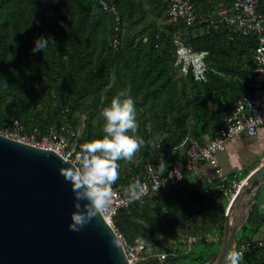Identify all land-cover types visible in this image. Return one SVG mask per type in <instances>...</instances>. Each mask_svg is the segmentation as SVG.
Listing matches in <instances>:
<instances>
[{"label":"trees","instance_id":"trees-1","mask_svg":"<svg viewBox=\"0 0 264 264\" xmlns=\"http://www.w3.org/2000/svg\"><path fill=\"white\" fill-rule=\"evenodd\" d=\"M119 1L115 0L123 17V29L124 15H133L132 5L135 0H121V4ZM193 1L198 12L196 22L193 26L184 28L182 23L172 25L168 21L167 6L164 3L151 0L152 3L158 4L156 7L162 8V17L164 21H167L165 25L161 26L156 19H151L152 26L146 30L148 24L144 23L147 26L140 33V37L137 39L129 37L125 41L122 38L119 46L114 48L110 43L113 35L112 19L102 11L98 0H72L73 7L67 8L61 19L50 22L46 26L47 35L54 39L55 45L50 42L49 47L43 53L32 51L33 39L16 47V51L25 58L24 68L28 72L29 79H37L46 83L47 105L32 113L37 96L33 86L31 97L23 96L20 92L10 93V112L5 110V102L0 101V124H7L6 115L10 114L18 118L26 127L35 124L59 125L63 117L61 110L66 107L68 108L67 117L75 126L72 117L73 110L81 105L84 98L93 95L91 104L93 111L80 136L81 146L98 135L99 137L104 135L103 132H96L91 123L92 117L96 115V112L100 113V109L118 90L130 86V94L136 110L164 95L166 109L155 110L151 127L158 132L170 131L171 133L154 143V157H152L149 154L150 139L145 121L140 120L141 138L144 140L140 148L141 161L134 164L125 175L121 174L125 169V164L121 160L118 161L121 164V170L119 178L113 185L126 191L130 174L140 170L146 162L157 167L163 159L169 167L172 160L183 156L192 140L202 139L204 135H214L236 99L252 89L247 75L254 68L252 52L256 45L255 40L241 34H232L229 37L224 30L207 26L202 20L204 16L214 11L220 2L228 3V0H221L216 8L210 7V9L203 8L202 10L197 7L199 0ZM28 3L35 14L39 38L44 36L43 20L45 18H43L44 10L41 0H28ZM156 7L152 10L155 13L152 15L158 18L159 13ZM257 7L260 12H264V0H258ZM94 11H101L105 18L93 19ZM107 29L108 37L101 36L100 32ZM179 30H181L180 37L189 42L194 49L207 50L205 81H197L191 74L177 75L172 65L175 49L173 38ZM2 38L0 25V49L4 48ZM237 53L247 54L248 66L246 68L239 70V63L235 56ZM172 74L177 77L179 83L164 92L163 89L169 85ZM112 75L115 79L109 82ZM236 75L244 79L245 89L243 91H241ZM186 84L191 87L192 97L196 99L197 106L189 104L191 99L185 92ZM199 86L205 91L206 98L214 101L213 104L209 102L207 104V119L202 107L203 98ZM51 88L53 92H50ZM225 96L229 100L226 101ZM173 97L176 98L175 102ZM52 104H54L53 108L50 107ZM168 113H171V125L165 122V116ZM139 114L143 117L144 111ZM97 120L100 124L104 123L100 115ZM168 153L171 156L170 159L167 157ZM260 200L262 199L259 190L255 203L239 230L242 236L239 239L236 238L237 242L250 238L264 222V206L262 208L259 206ZM218 201L219 199L209 197L202 192L200 182L186 179L182 184L170 183L158 189L155 194L146 198V203L142 207L130 204L122 212L131 214L117 217L115 224L127 239L142 237L146 242L171 251L173 248L168 241L164 239L162 242L161 238L176 237L177 229L186 232L192 225L200 232H211L217 229L222 235L225 215L223 209L218 207ZM210 244L213 243L202 241L188 251L174 248L176 254L167 256L163 261L152 258L136 264H175L179 259L184 260L190 257L196 261V264H210L213 260L212 256L215 258L217 253L204 249ZM196 246L200 249L194 253ZM193 253L194 256H191ZM243 264H264V248L251 243L244 252Z\"/></svg>","mask_w":264,"mask_h":264},{"label":"built area","instance_id":"built-area-1","mask_svg":"<svg viewBox=\"0 0 264 264\" xmlns=\"http://www.w3.org/2000/svg\"><path fill=\"white\" fill-rule=\"evenodd\" d=\"M167 6L168 21L172 25L182 23L184 28L195 24L198 12L193 0H159ZM100 8L112 19L113 35L111 45L117 48L122 40L123 17L115 0H98ZM258 0H228V3L220 2L219 6L203 17L207 26H213L224 30L229 37L232 34H241L253 38L256 42L252 52L254 68L248 73L252 89L238 97L230 112L223 117L222 123L214 135H204L202 139H194L184 151L183 156L170 162L162 178L153 174L150 169L156 167L150 162L143 164L140 170L131 173L129 184L139 179L146 186V194L140 201L126 202V191L112 185V200L115 213L112 215L102 214L114 229L121 241L124 252L130 264L157 258L165 260L169 255H175L174 248L188 251L196 244L204 241L218 243L222 235L216 229L211 232H200L196 228H189L186 232L176 230V237L164 236L173 248L166 251L163 248L146 242L142 237L127 239L117 229L114 215L130 204L138 207L144 206L146 198L156 192V185L162 183V188L170 183H184V180H195L201 183V190L209 197L226 199L223 214L226 215L228 206L242 184V179L229 178L218 166L217 154L224 150L226 143L238 135L253 136L259 128L264 127V12L258 10ZM181 30L173 38L175 45L173 67L178 76H191L197 81H205L207 78L206 56L207 50L194 49L189 42L179 35ZM68 108L61 110V124L44 125L35 124L26 127L18 118L11 115L7 118L8 123L0 126V133L14 139L30 143L39 147L52 149L64 159L71 157L74 161L75 154L80 150V134L78 129L67 117ZM170 159V154H167ZM207 163L213 167V171L206 173L201 165ZM119 164L118 172L121 170ZM171 175V176H170ZM248 177V176H247ZM246 177V178H247ZM245 178V179H246ZM157 189V190H158ZM196 224V223H195ZM260 228L261 235L256 236ZM250 237L235 242L234 249L245 252L251 243L264 248V222ZM244 256V255H243ZM241 264H243V259Z\"/></svg>","mask_w":264,"mask_h":264},{"label":"water","instance_id":"water-1","mask_svg":"<svg viewBox=\"0 0 264 264\" xmlns=\"http://www.w3.org/2000/svg\"><path fill=\"white\" fill-rule=\"evenodd\" d=\"M65 159L52 149L0 133V264H130L108 220L71 231L74 195L60 174ZM264 181V162L232 198L210 264L233 249ZM130 212H117L114 219ZM117 223V221H116Z\"/></svg>","mask_w":264,"mask_h":264},{"label":"rangeland","instance_id":"rangeland-1","mask_svg":"<svg viewBox=\"0 0 264 264\" xmlns=\"http://www.w3.org/2000/svg\"><path fill=\"white\" fill-rule=\"evenodd\" d=\"M127 1V0H123ZM221 0H214L211 1V4H209V7L216 8L218 3ZM121 4V0L119 1ZM128 4V3H127ZM131 3H129L130 5ZM41 5L44 10V20H43V34L45 37H48V29L46 28L47 24L50 22H54L58 19H61V17L66 13V9L73 7L72 0H41ZM158 4L152 3L151 0H135L132 8H133V15L128 16L127 14L124 15V25L122 29V38L125 41V39L129 37H134L137 39L140 37V33L144 30V28L147 26L144 23H147L148 26L146 27V30L149 29L151 24H153L151 19H156L157 23L161 26H164L167 21H164V18L162 17L163 10L160 7H156ZM154 7L157 8V17L153 16L152 14H155L152 10H154ZM93 19H104V14L101 13V11H94L92 13ZM91 16V19H92ZM155 23V22H154ZM0 25L2 27V44L4 45V48L0 49V101L5 102V110L7 112H10V102H11V94H15L20 92L23 96L31 97V89L32 86L34 87V92L37 94L36 101L32 108V113L37 112L42 106H46L48 102V96H47V90L45 89L46 83H43L40 80L34 79L30 80L28 77V72L26 71L25 67V58L23 55L19 54L16 51V47H19L23 42H26L29 39L35 40L38 38L37 32H38V26L37 21L35 19V14L32 11V9L29 6L28 0H0ZM200 31L202 29H199ZM101 36L108 37V29L100 32ZM236 60L239 63V70L246 68L248 66L247 63V54L246 53H237ZM23 70L21 71V69ZM4 75V77H3ZM238 78V81L241 86V91L245 89L244 87V79L243 77L236 75ZM114 75L110 77L109 82L114 81ZM179 81L177 80L176 76H173V74L170 77V82L167 87H165L163 90L164 92H167L171 86L178 84ZM199 90L201 91L202 98H203V111L205 112V116L207 114L206 107L208 102L210 104H213L214 101L206 98L205 91L202 89L201 86H199ZM53 88L50 89V92H53ZM185 92L189 99L190 105L197 106L196 99L192 97V90L191 87L186 84L185 86ZM164 94V93H163ZM71 97H74V95L70 94ZM93 100V95H89L86 98L82 100L81 105L73 110V121L75 124V127L78 129V132L81 136L84 131V127L87 124V119L90 116L91 112L93 111V108L91 107ZM225 100H229L227 96H225ZM173 101H176V98L173 97ZM54 104L50 105L51 108H53ZM4 109V107H3ZM166 109V101L164 99V95L161 96L157 100H152V102L148 103L145 107L140 108L139 110H136V120L138 123V128L136 135H138L141 138L142 132L140 128L139 121L144 120L145 126L148 131L149 135V142H150V155L154 157V150L153 146L154 143L157 140H161L164 136L170 135V131H155L152 129V118L154 117L155 110H165ZM4 111V112H6ZM144 111V116H140V112ZM94 117L91 119V123L94 126L96 132L102 133L103 132V124L98 123L97 117L98 112L95 113ZM171 114V113H170ZM168 113L165 116V122L167 124L171 123V116ZM10 114L6 115V118H8ZM207 119V116H206ZM2 126V124H0ZM95 138H99V135ZM141 151L139 150L136 155L134 156V159L132 162H127L124 160H121L125 164V169L121 173L122 175L127 174L130 169L133 168L134 164L141 161ZM259 154V155H258ZM257 156L254 154H250L252 156L251 160H253V163H250L248 166L257 164L261 159L262 152H258ZM220 153L217 154V158H219ZM227 158V157H226ZM248 166L246 169H248ZM223 167V166H222ZM224 171L227 173L230 168L228 166L224 165ZM229 169V170H227ZM237 178H240V180L246 175V172L244 173V170L237 173ZM234 176V175H233ZM123 179V178H121ZM124 189V187H123ZM260 197L262 200L259 201V206L262 208L264 206V181L262 182L260 186ZM223 199V198H222ZM221 200V199H220ZM226 203V202H225ZM261 235L260 228L256 232V236ZM242 236V232L240 231L239 234L236 236L237 239ZM220 247V243H214L206 246L204 248L206 251H218ZM199 247L194 248V253H197L199 251ZM194 253L191 256H194ZM175 264H196V261L193 260L191 257L188 259H179Z\"/></svg>","mask_w":264,"mask_h":264},{"label":"clouds","instance_id":"clouds-1","mask_svg":"<svg viewBox=\"0 0 264 264\" xmlns=\"http://www.w3.org/2000/svg\"><path fill=\"white\" fill-rule=\"evenodd\" d=\"M50 42L55 45L53 38L40 36L34 40L32 51L43 53ZM130 93V86L118 90L100 109L104 135L83 143L74 161L71 157L63 161L66 166L60 169V174L74 195L75 210L70 213L68 225L71 231H81L97 216L115 213L112 185L119 178L118 161L132 162L144 144V140L136 135V108ZM167 167L161 159L150 171L162 178ZM161 184L156 185V191ZM145 194L146 186L137 179L128 185L126 202L140 201ZM243 255V250L229 249L224 254L223 264H241Z\"/></svg>","mask_w":264,"mask_h":264},{"label":"crops","instance_id":"crops-1","mask_svg":"<svg viewBox=\"0 0 264 264\" xmlns=\"http://www.w3.org/2000/svg\"><path fill=\"white\" fill-rule=\"evenodd\" d=\"M211 1L214 0H199L197 2V7L199 10H202L203 8H208L209 4H211ZM258 152H262L260 161L255 164L254 166H248L250 163H253V160H251L252 155L254 154L257 156ZM220 156L218 159V166L221 168V170L225 173L224 165L228 166L229 170L227 173L229 178H237V175H235L236 171L237 173L241 170H244V173L246 172V175L251 176L258 166L261 165V163L264 162V127L259 128L257 131V134L253 136L248 135H238L229 140L223 151L219 152ZM259 155V154H258ZM227 157V158H226ZM254 164V163H253ZM223 166V167H222ZM248 166V169H246ZM201 169L206 172L210 173L213 171V167L207 163H203L201 165ZM234 175V176H233ZM240 179V178H237ZM226 199H219L218 201V207L220 209H223L225 205Z\"/></svg>","mask_w":264,"mask_h":264},{"label":"bare ground","instance_id":"bare-ground-1","mask_svg":"<svg viewBox=\"0 0 264 264\" xmlns=\"http://www.w3.org/2000/svg\"><path fill=\"white\" fill-rule=\"evenodd\" d=\"M247 176H249V175H247ZM247 176H245V177L242 178V182H244V180H245V178H246Z\"/></svg>","mask_w":264,"mask_h":264}]
</instances>
